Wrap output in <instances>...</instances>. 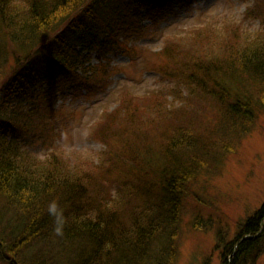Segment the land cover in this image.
Segmentation results:
<instances>
[{"label": "trees", "instance_id": "obj_1", "mask_svg": "<svg viewBox=\"0 0 264 264\" xmlns=\"http://www.w3.org/2000/svg\"><path fill=\"white\" fill-rule=\"evenodd\" d=\"M170 5L0 0V264L173 261L184 200L196 182L203 192L264 111V34L243 40L199 28L187 40L212 41L226 48L224 57L193 65L189 53L178 57L164 75L180 73L182 89L175 81L168 90L128 94L102 113L93 134L104 150L95 155L63 149L66 127L57 106L67 76L83 94L103 92L111 76L104 59L112 50L143 60L133 37L146 33L143 20ZM233 41L243 42V54L233 52ZM177 43L165 42L171 62ZM93 53L98 64L91 63ZM242 224L224 246L231 257L225 264H257L264 203Z\"/></svg>", "mask_w": 264, "mask_h": 264}, {"label": "rangeland", "instance_id": "obj_2", "mask_svg": "<svg viewBox=\"0 0 264 264\" xmlns=\"http://www.w3.org/2000/svg\"><path fill=\"white\" fill-rule=\"evenodd\" d=\"M169 1L171 8L165 13L154 11L153 15L160 16L143 20L146 33L142 37H133L132 44L137 46L135 52L144 54L143 60L131 59L128 53L119 49L112 50L104 59V64L111 62V76L103 92L83 94L82 90L71 87L67 76V85L61 90L57 104L66 127L64 136L59 138L63 149L91 155L102 152L104 145L93 134V126L101 114L112 111L128 94L147 95L153 90L175 87L176 82L181 81L177 79L181 74L172 79L164 72L175 67L178 57L185 60L183 57L189 53L186 60L192 65L197 61L224 57L226 48H216L212 41H190L199 28V34L212 28L220 34L230 33L243 40L248 37L257 40L264 34L263 0ZM207 38H212V34L208 33ZM178 40L176 59L171 62L170 51L164 52L165 42ZM240 43L243 42H234L237 48L234 53L243 54L238 51V47H244ZM226 55H231L230 50ZM90 58L92 64L99 63L96 53ZM185 64L186 61L180 65L184 67ZM177 84L179 91L183 85ZM114 145L117 144L114 142ZM236 149L223 162L222 168L212 174L203 192L201 182H196L194 193L198 194H190L184 200L177 228V252L171 264H225L231 257L226 255L224 246L243 230V220L264 203V111L256 118L253 131ZM101 173L99 170V175L108 177ZM113 185L115 191L123 192L114 181ZM262 251L257 264H264V249Z\"/></svg>", "mask_w": 264, "mask_h": 264}]
</instances>
